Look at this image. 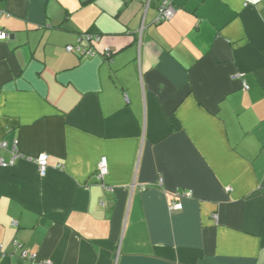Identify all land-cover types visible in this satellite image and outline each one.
Here are the masks:
<instances>
[{"label":"crops","instance_id":"crops-1","mask_svg":"<svg viewBox=\"0 0 264 264\" xmlns=\"http://www.w3.org/2000/svg\"><path fill=\"white\" fill-rule=\"evenodd\" d=\"M164 1L0 0V264H264V0Z\"/></svg>","mask_w":264,"mask_h":264},{"label":"built area","instance_id":"built-area-1","mask_svg":"<svg viewBox=\"0 0 264 264\" xmlns=\"http://www.w3.org/2000/svg\"><path fill=\"white\" fill-rule=\"evenodd\" d=\"M125 1L129 2V1H133V0H125ZM175 12H176V7L172 4V2L170 0H165L159 8V12H158V16H157V22H162V21H166V20L171 19L174 16ZM7 37H8V33L4 29H2L0 26V43L2 41H4ZM99 40H100V36H98V35H93L91 33H84L81 35L77 44L67 45L66 50L68 52H75L77 54H81L84 56L85 55H91L94 53L93 45L95 44V42H98ZM105 56L111 57L112 51L107 50L105 52ZM243 86L245 88L248 87L246 82L243 83ZM7 147H8V142L3 141V140L0 141V149H2V148L5 149ZM11 153H12V155H11V158L9 160H6V159L0 157V166L1 167H8V166L15 164L16 159L18 157H20V154H19L16 146L11 150ZM36 162L39 166L40 174L45 175L47 168H48V155L47 154H41L37 158ZM107 172H108L107 160H106V158H102V160L99 163V170H98L99 178H102L105 174H107ZM183 195L187 196V195H189V193H187V194L183 193ZM182 208H183V204L181 202H173L172 203V209L181 210ZM25 255H26V252L23 253V256H25ZM43 264H51V261H45V263H43Z\"/></svg>","mask_w":264,"mask_h":264}]
</instances>
